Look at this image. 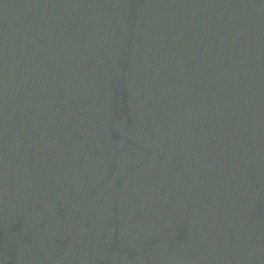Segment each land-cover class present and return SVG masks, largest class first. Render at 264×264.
Here are the masks:
<instances>
[{"label": "water", "instance_id": "95a60500", "mask_svg": "<svg viewBox=\"0 0 264 264\" xmlns=\"http://www.w3.org/2000/svg\"><path fill=\"white\" fill-rule=\"evenodd\" d=\"M0 264H264V0H0Z\"/></svg>", "mask_w": 264, "mask_h": 264}]
</instances>
